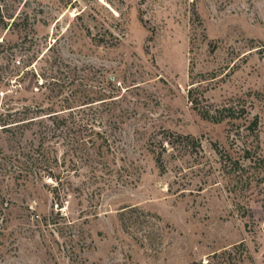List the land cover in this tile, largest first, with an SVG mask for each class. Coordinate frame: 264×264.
I'll list each match as a JSON object with an SVG mask.
<instances>
[{
	"label": "rangeland",
	"instance_id": "rangeland-1",
	"mask_svg": "<svg viewBox=\"0 0 264 264\" xmlns=\"http://www.w3.org/2000/svg\"><path fill=\"white\" fill-rule=\"evenodd\" d=\"M254 114L264 155V0H0V264H264Z\"/></svg>",
	"mask_w": 264,
	"mask_h": 264
},
{
	"label": "trees",
	"instance_id": "trees-1",
	"mask_svg": "<svg viewBox=\"0 0 264 264\" xmlns=\"http://www.w3.org/2000/svg\"><path fill=\"white\" fill-rule=\"evenodd\" d=\"M9 18L11 16H8ZM57 73L53 72L49 74V81L48 84L51 87V91L55 89L57 86V82L55 79H57ZM59 79V78H58ZM42 83V82H41ZM58 92V91H57ZM65 101L67 105L70 104L69 101H73L69 98H65ZM84 101V100H83ZM93 100H88L87 102H82L81 104L92 102ZM248 113L245 112V109L243 107L237 108L235 106H222L220 109L216 110L213 114H210L208 111L203 112V117L207 119H211L213 121H221L225 118L228 119V121H235L240 120L242 117L247 120ZM57 115L50 114L49 116ZM56 117V120L54 121V127H59V123H65L66 120L63 117L58 118ZM246 122V121H245ZM258 123V116L257 114H254L250 120L247 121L246 125L244 126V130L248 132H244L243 134L239 133L236 138H232L231 141L233 145L235 146L233 148V153L229 150H223L221 148L219 151L220 155L224 158V166H227V169L231 172H233L236 176V183L239 184L240 188L251 186L253 181L259 182L262 181L264 178V155L255 153V150L253 149L254 146L250 142L247 141V136L254 132L256 130ZM6 123H3V126ZM234 124V123H232ZM79 132L77 133L78 141H81L82 143L85 141L92 140L95 135L98 134L94 128H89L87 131L86 126H80ZM85 130V132H84ZM86 136L88 137V140H84ZM180 141V143L186 144V145H194L196 144L195 138L189 136V135H178L177 136ZM185 140V141H183ZM159 145H162V148H165V145L170 143H174L173 138H169L168 135H164L163 138H160L158 140ZM81 143V144H82ZM79 145V144H78ZM100 147H102V143L98 144ZM155 152V151H153ZM232 155V156H231ZM155 161L160 167H163V159H162V152L157 151L155 156ZM39 163L41 165L42 170L49 176H55L53 169L49 166V159L48 158H40ZM41 174V173H40ZM57 177V176H55ZM264 186V183H263ZM56 187V186H54Z\"/></svg>",
	"mask_w": 264,
	"mask_h": 264
}]
</instances>
